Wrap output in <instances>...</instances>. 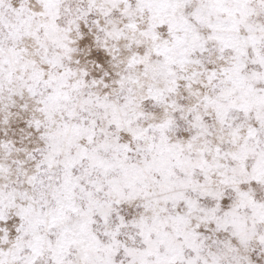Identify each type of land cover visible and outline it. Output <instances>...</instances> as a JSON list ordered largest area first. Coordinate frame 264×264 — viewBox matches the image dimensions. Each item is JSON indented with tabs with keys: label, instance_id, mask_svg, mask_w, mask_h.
<instances>
[{
	"label": "rangeland",
	"instance_id": "obj_1",
	"mask_svg": "<svg viewBox=\"0 0 264 264\" xmlns=\"http://www.w3.org/2000/svg\"><path fill=\"white\" fill-rule=\"evenodd\" d=\"M0 264H264V0H0Z\"/></svg>",
	"mask_w": 264,
	"mask_h": 264
}]
</instances>
